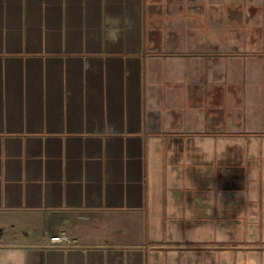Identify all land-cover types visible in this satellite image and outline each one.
Listing matches in <instances>:
<instances>
[{
    "label": "crops",
    "instance_id": "0c3cea01",
    "mask_svg": "<svg viewBox=\"0 0 264 264\" xmlns=\"http://www.w3.org/2000/svg\"><path fill=\"white\" fill-rule=\"evenodd\" d=\"M0 264H264V0H0Z\"/></svg>",
    "mask_w": 264,
    "mask_h": 264
},
{
    "label": "built area",
    "instance_id": "2783aa9c",
    "mask_svg": "<svg viewBox=\"0 0 264 264\" xmlns=\"http://www.w3.org/2000/svg\"><path fill=\"white\" fill-rule=\"evenodd\" d=\"M42 246L71 248L79 247L81 244L79 243L77 236L65 231H61L58 233L45 235L42 241Z\"/></svg>",
    "mask_w": 264,
    "mask_h": 264
}]
</instances>
